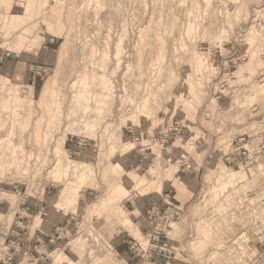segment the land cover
<instances>
[{
  "label": "rangeland",
  "instance_id": "374dc122",
  "mask_svg": "<svg viewBox=\"0 0 264 264\" xmlns=\"http://www.w3.org/2000/svg\"><path fill=\"white\" fill-rule=\"evenodd\" d=\"M41 52L35 88L0 77V177L13 175L0 199L14 206L9 181L47 176L51 208L30 230L68 235L46 264L55 251L63 264H149L127 248L144 245L148 200L159 216L167 201L182 209L153 217L171 255L151 262L264 264V151L223 160L233 138L264 135V0H0V55ZM173 121L180 134L152 146ZM173 187L193 196L175 202Z\"/></svg>",
  "mask_w": 264,
  "mask_h": 264
},
{
  "label": "built area",
  "instance_id": "2783aa9c",
  "mask_svg": "<svg viewBox=\"0 0 264 264\" xmlns=\"http://www.w3.org/2000/svg\"><path fill=\"white\" fill-rule=\"evenodd\" d=\"M8 55L9 54H6V56ZM3 57L4 55L1 54L0 62L3 60ZM28 72L35 78L39 77L43 73V65L31 63L28 65ZM182 128L183 125H181L179 121L171 122L168 126L163 127V131L159 137L151 140V142H153L152 146H163L169 143L180 134ZM254 136L255 138L251 141L249 140L250 137L247 135H241L237 139L233 138L230 142L231 144L228 152L223 156L224 163L234 164L238 159L242 160L245 164L257 162L264 151V135L258 136L255 134ZM69 141L72 142L73 137H71ZM150 148L151 147H146V150ZM185 168L188 170L190 167L187 165ZM12 176L13 175L5 174L1 176L0 179L7 178L8 180L12 178ZM19 179H21V177H18L17 180L9 181L7 184L11 187L9 190L10 195L16 199L14 206L11 205L9 199H0V216L3 217L4 220L0 222V264H15L14 260L21 251L20 241L22 237L24 235L30 237V228L34 226L36 220L40 218L41 222L43 218L48 216V212L43 206L42 199L51 186L47 182V176L41 177L33 173L32 176L27 178L26 182ZM20 185L25 186L23 192L19 190ZM28 188L30 190H28ZM1 205L4 206L1 207ZM165 205L166 209L162 216H159L160 210L156 205L151 206L148 213L152 217H158L157 222L159 219H161V221H163V219L167 221V219L173 220L180 217L182 212L181 208L168 201ZM35 210L36 212H34ZM158 226L159 224L157 223L154 230L142 234L141 238L144 240V245L141 241L135 239L129 244V248L136 257L142 258L149 264H156L155 261L151 262L149 259L150 256L155 253L167 258L171 255L167 242L162 241L165 235L161 237V229L157 232ZM66 229L67 227L63 228L61 226H56L50 233H47L41 228L40 223L33 229L31 237L34 238L35 241L34 248L37 255L35 257L38 259L37 263L46 264L49 259V255L39 252V247L45 244L49 247L56 245V243H59L60 240L68 235ZM29 260L32 261V259Z\"/></svg>",
  "mask_w": 264,
  "mask_h": 264
},
{
  "label": "crops",
  "instance_id": "0c3cea01",
  "mask_svg": "<svg viewBox=\"0 0 264 264\" xmlns=\"http://www.w3.org/2000/svg\"><path fill=\"white\" fill-rule=\"evenodd\" d=\"M13 17H17L16 15H12ZM46 49V48H45ZM45 56L43 55V53L41 52L39 55H33V56H29L30 59L32 58L33 60L28 59L27 57H17V56H5L3 58V60L0 62V77L6 79V80H10V81H16L17 83L27 86V87H33L35 88V83L37 81V79L35 77H33L28 71H27V63L30 62H35V63H40L42 57ZM185 170H187L185 168ZM188 173V174H187ZM184 174L183 177H181L183 179L182 182L186 181L187 182V186L191 187V182H195L196 178L194 175H191L190 172H187ZM181 179V180H182ZM169 187L166 186L165 190H167ZM174 188V187H173ZM165 190H163V192H165ZM174 192H176L179 195V200L176 199L177 197H172V199L175 202H181L183 200H181L182 198H188L187 201H189V199L193 196V189H189L187 191H184L182 189H176L174 188ZM191 193V195L189 193ZM49 192L47 191L44 196H43V206L45 207V209L47 210V208H51L49 205H46V202L44 201V198L46 201L50 202L52 201V196L49 197L50 194H48ZM177 196V195H176ZM164 198H168V194L163 195ZM162 198V200L164 199ZM165 200V199H164ZM163 200V201H164ZM157 201L154 200H148L146 202V205H144V208H142L141 210V214L143 215V221L147 223V226L144 227L145 232H149L152 230L153 227V223L155 221V219L148 213L149 208L153 205H156ZM36 212V210L34 211ZM48 212V211H47ZM56 224V223H55ZM54 223L48 222L45 225V229L49 230L48 233H50L52 231V229L55 226ZM57 225V224H56ZM33 231H29L30 233V237H28L27 235H24L20 241V249L21 251L19 252V254L17 255V257L15 258L14 262L15 264H36L38 262V259L35 257L37 256L35 253V241L34 238L31 237ZM123 244H125V241H122ZM127 245V244H125ZM129 245V243H128ZM129 246H127L128 248ZM40 253H45L44 250L48 249L49 246H47V244L40 246L39 247ZM29 259H32V261H30ZM29 260V261H28ZM39 264V263H37Z\"/></svg>",
  "mask_w": 264,
  "mask_h": 264
},
{
  "label": "bare ground",
  "instance_id": "6f19581e",
  "mask_svg": "<svg viewBox=\"0 0 264 264\" xmlns=\"http://www.w3.org/2000/svg\"><path fill=\"white\" fill-rule=\"evenodd\" d=\"M55 1V0H54ZM27 10H28V7H27ZM15 20L14 21H18V19H19V17H15L14 18ZM22 34V33H21ZM26 34V33H25ZM181 48H182V46H181ZM184 49V48H183ZM107 60V59H106ZM104 66V65H103ZM52 76H56V74L55 75H53L52 74ZM105 79V78H104ZM50 81H52V78L51 77H48L46 80H45V82H44V84H43V87H42V92H41V97L42 98H46V96L48 95V94H50ZM199 84V83H198ZM52 94V93H51ZM12 98H14V97H12ZM9 99V98H8ZM10 101V100H9ZM6 102V101H5ZM40 104V103H39ZM42 104H43V102H42ZM83 108V107H82ZM82 165V164H81ZM81 167V166H80ZM84 167V166H83ZM61 170V169H60ZM57 171H59V170H57ZM62 172H64L63 170H62ZM58 173H60V172H58ZM60 175H61V173H60ZM82 175H84V174H82ZM235 175H236V173L235 172H230L229 173V176H230V179L232 178V177H235ZM58 176V175H57ZM56 176V177H57ZM136 176V175H135ZM58 177H60V176H58ZM141 177V176H140ZM221 177V176H220ZM62 178V177H61ZM82 180V179H81ZM82 182V181H81ZM138 182V181H137ZM218 182V181H217ZM221 182V181H220ZM137 184V183H136ZM220 186H222V184L220 185ZM120 187L121 186H117L116 188H115V191H119V189H120ZM221 189V188H220ZM65 190H66V188H64L63 190H62V192H61V195L62 196H64V197H66V202H68L69 201V197H67V196H65ZM215 190V189H214ZM120 191H122V190H120ZM65 201H63L64 203H65ZM60 205H61V203H57L56 204V206L59 208L60 207ZM64 205V204H63ZM55 206V207H56ZM116 219V218H115ZM127 221V220H126ZM126 221H124V222H126ZM120 224H121V222H120ZM129 226V229H130V225H128ZM132 226V225H131ZM130 231V230H129ZM132 231V230H131ZM76 237V236H75ZM73 248H74V245L72 246ZM82 253L83 252H81V255H82ZM80 255V254H79ZM81 255L79 256V257H81ZM51 257H52V262H51V264H63L64 263V261H65V259H66V256H64V255H62L61 253H59V252H52L51 253ZM71 262V261H70ZM69 264H73L72 262L71 263H69Z\"/></svg>",
  "mask_w": 264,
  "mask_h": 264
}]
</instances>
